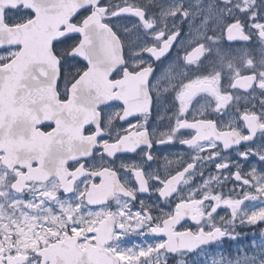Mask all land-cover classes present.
Here are the masks:
<instances>
[{"label":"snow or ice","instance_id":"obj_1","mask_svg":"<svg viewBox=\"0 0 264 264\" xmlns=\"http://www.w3.org/2000/svg\"><path fill=\"white\" fill-rule=\"evenodd\" d=\"M172 261L264 264V0H0V264Z\"/></svg>","mask_w":264,"mask_h":264},{"label":"flooded vegetation","instance_id":"obj_2","mask_svg":"<svg viewBox=\"0 0 264 264\" xmlns=\"http://www.w3.org/2000/svg\"><path fill=\"white\" fill-rule=\"evenodd\" d=\"M143 195H144L145 198H146L147 194H143ZM182 223H185V221H182ZM186 224H187V225H193V222L189 219V220L186 221ZM193 226H194V225H193ZM249 239H250V237H249ZM131 242L141 243L142 241H141V238H139V237H132L131 240L129 241V243H131ZM149 242H151V240H150ZM230 247H234V245H232V246H230ZM172 264H175V262L172 261Z\"/></svg>","mask_w":264,"mask_h":264}]
</instances>
